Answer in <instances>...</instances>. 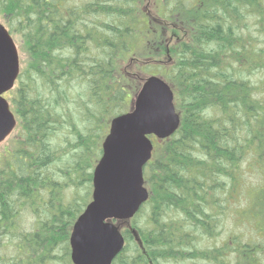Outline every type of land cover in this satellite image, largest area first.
<instances>
[{
	"label": "trees",
	"instance_id": "obj_1",
	"mask_svg": "<svg viewBox=\"0 0 264 264\" xmlns=\"http://www.w3.org/2000/svg\"><path fill=\"white\" fill-rule=\"evenodd\" d=\"M162 5L174 43L157 25L145 58L163 68L181 121L153 138L149 198L112 264H264L260 241H221L239 216L264 232V0ZM139 12L136 0H0L27 56L7 93L17 126L0 155V264H72L69 236L91 200L102 140L128 111L117 63L150 34Z\"/></svg>",
	"mask_w": 264,
	"mask_h": 264
},
{
	"label": "water",
	"instance_id": "obj_2",
	"mask_svg": "<svg viewBox=\"0 0 264 264\" xmlns=\"http://www.w3.org/2000/svg\"><path fill=\"white\" fill-rule=\"evenodd\" d=\"M19 73L16 44L0 23V144L17 125L4 95L13 90ZM180 121L172 88L155 75L143 80L129 111L110 120L101 156L92 172L91 201L70 232L72 264H112L123 250L122 227H130L131 219L149 198L144 168L152 159V138H170ZM131 231L138 241L135 230Z\"/></svg>",
	"mask_w": 264,
	"mask_h": 264
},
{
	"label": "rangeland",
	"instance_id": "obj_3",
	"mask_svg": "<svg viewBox=\"0 0 264 264\" xmlns=\"http://www.w3.org/2000/svg\"><path fill=\"white\" fill-rule=\"evenodd\" d=\"M136 4L138 6L139 9V22H140V29L141 30H145L147 24L149 26V30H150V34L146 35L143 39H140L139 41H137V46H135V48L133 49V52L131 55H128L124 58H121L118 63H117V69H118V79L122 80L121 75H123L125 77L124 83L123 85L126 87L127 90V96H126V110H129V108L132 105V102L137 94V92L139 91L143 80L145 78H147L150 75H158V76H162L163 73V68H157V67H152L154 65V63L150 62L151 56L147 57L150 60H146L147 58H145L146 52L148 49H151L153 46H151V43H155L156 44V27H157V21L162 24V34L161 35H166L163 36V40H165L166 38L171 41L169 43V47L173 46L172 44L174 43V41H172L169 37V29H168V22L163 20V5H162V0H136ZM0 23H2L6 28V24L5 21L3 20V18L0 17ZM167 26V29H165ZM8 29V28H7ZM12 38L16 44L17 50H18V54H19V59H20V66L21 68H23L25 66V61H26V54L23 50L22 47V42L19 38L18 35L12 34ZM137 47V50H136ZM146 49V50H145ZM135 50V51H134ZM172 56L174 58L173 53L170 54L169 52L167 53V55L165 56H161L160 57V61L162 62V66H167L169 65V63L172 60ZM260 74V73H259ZM259 76V75H258ZM4 97L7 99L8 94H5ZM14 133H12L4 142H2L0 144V155L4 154V152H6V150H9L12 147V135ZM13 141V140H12ZM248 175L246 179H248V181L251 182V184H255L256 183V178L255 176L252 174L251 170L247 169ZM248 198V196L246 197V199ZM260 200L264 199V193L262 195L259 196ZM246 206L245 203L241 204L240 207L244 208ZM242 217L239 216L236 217L235 219H233V222H228L227 223V231H224L223 235L221 236V241L225 239H227L226 241H228L231 236L232 233H239L240 238L242 237V239H244L243 241L246 243L251 244V241H260V243H262L264 245V232L262 231H251L249 228L243 227V221H242ZM257 224V228H258V222H256ZM256 224L254 222V227L253 225L250 228H254L256 229ZM247 226V224H246ZM248 227V226H247ZM262 261H264V254L261 257Z\"/></svg>",
	"mask_w": 264,
	"mask_h": 264
},
{
	"label": "flooded vegetation",
	"instance_id": "obj_4",
	"mask_svg": "<svg viewBox=\"0 0 264 264\" xmlns=\"http://www.w3.org/2000/svg\"><path fill=\"white\" fill-rule=\"evenodd\" d=\"M157 25H161V24L157 21Z\"/></svg>",
	"mask_w": 264,
	"mask_h": 264
}]
</instances>
